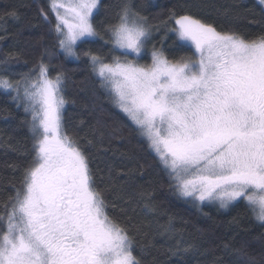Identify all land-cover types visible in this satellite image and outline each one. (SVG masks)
Returning a JSON list of instances; mask_svg holds the SVG:
<instances>
[{"label": "snow or ice", "instance_id": "6c2138e0", "mask_svg": "<svg viewBox=\"0 0 264 264\" xmlns=\"http://www.w3.org/2000/svg\"><path fill=\"white\" fill-rule=\"evenodd\" d=\"M101 7V0H49L59 49L88 58L180 196L221 208L243 201L264 224V34L219 30L170 9L164 38L171 32L194 52L169 58L153 45L151 63H141L159 26L125 3L105 38L94 23ZM97 37L111 45L110 59L78 51ZM4 71L0 89L15 92L31 115L32 157L15 195L0 201V264H141L130 229L107 210L90 154L66 129L64 73L52 77L43 59L20 80Z\"/></svg>", "mask_w": 264, "mask_h": 264}, {"label": "trees", "instance_id": "16d2710c", "mask_svg": "<svg viewBox=\"0 0 264 264\" xmlns=\"http://www.w3.org/2000/svg\"><path fill=\"white\" fill-rule=\"evenodd\" d=\"M125 3L159 26L141 63H151L153 45L169 58L194 52L171 32L164 38L167 29L161 20L170 9L189 11L219 30L246 37L264 34V7L258 0H101L94 23L105 38L104 29L116 21ZM11 9L16 17L6 14ZM55 24L49 0H0V75L7 69L10 79L20 80L42 59L52 77L64 73L66 129L90 154L107 210L130 229L141 264H264V224L243 201L227 208L214 203L197 207L180 197L148 141L101 87L88 58L73 60L59 49ZM110 49L99 37L78 45L81 53L91 50L108 59ZM30 121V113L13 94L0 89V201L15 195L31 160Z\"/></svg>", "mask_w": 264, "mask_h": 264}, {"label": "rangeland", "instance_id": "374dc122", "mask_svg": "<svg viewBox=\"0 0 264 264\" xmlns=\"http://www.w3.org/2000/svg\"><path fill=\"white\" fill-rule=\"evenodd\" d=\"M61 11H63V9L61 10ZM69 58H71V59H73V60H76V59H74V58H72V57H69ZM12 94H13V96L15 97L16 96V93L15 92H11ZM17 100V99H16ZM22 106H23V102H21V101H18ZM65 108V107H64ZM124 113V112H123ZM125 114V113H124ZM126 115V114H125ZM135 125V124H134ZM145 138V137H144ZM146 139V138H145ZM155 153V152H154ZM156 154V153H155ZM157 156V155H156ZM179 195V194H178ZM180 196V195H179ZM180 197H182V196H180ZM184 199H186V200H188V201H190L191 203H193V204H195L197 207H201L203 204H213V203H208V202H204V203H199V202H197V201H194V200H192L191 198H186V197H183ZM214 204H217V205H219V203H214ZM234 204V203H233Z\"/></svg>", "mask_w": 264, "mask_h": 264}]
</instances>
